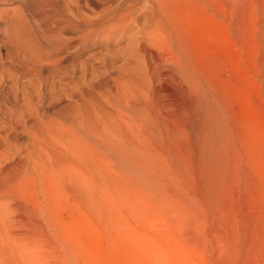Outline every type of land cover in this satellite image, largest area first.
Instances as JSON below:
<instances>
[{"label": "rangeland", "instance_id": "rangeland-1", "mask_svg": "<svg viewBox=\"0 0 264 264\" xmlns=\"http://www.w3.org/2000/svg\"><path fill=\"white\" fill-rule=\"evenodd\" d=\"M183 3L178 8V31L181 26V48L186 53L177 51L192 60L189 59V68L193 63L195 69L191 72L206 83L205 96L211 106L216 103L217 119L224 124L218 140L223 136L220 145H230L224 149L226 155L222 153L223 160L214 163L215 171L208 166L211 173L201 163L199 141L204 125L201 108L195 109L199 104L193 106L197 104L196 91H182L183 82L164 75L146 78L142 86L137 70L126 69L115 58L126 47L127 38L105 36L98 32L99 28L85 42L58 43L60 46L55 48L26 0H0V126L13 124L23 146L30 140L24 130L28 124L35 129L71 130L77 125L75 120L83 124L93 121L95 166L93 205H86L71 182L64 180L48 186L45 196L36 181L32 185L20 182L8 191L10 194L5 192L7 196L0 198V203L7 206L9 214L5 213L0 222V264H21L22 249L30 253L35 264H264V0ZM60 5L63 7V0ZM10 19L15 21L19 44L43 55L47 50V56L57 60L58 70L34 64L23 58L21 51L3 44ZM59 37L65 39L63 35ZM165 58L161 65L167 68L171 62L168 55ZM23 63L28 71H24ZM39 75L48 79L43 90L36 92V86L28 84V80L37 83ZM14 79L21 89L13 86ZM56 81L62 88L65 86V91L47 93L45 87L48 89ZM75 83L79 90L72 98ZM28 99L36 106L25 104ZM11 111L15 118H20L22 112L29 114L26 124L9 121ZM135 116L144 129L137 139L145 149L143 160L146 156L148 159L143 161L144 169L149 170L145 169L148 181L146 177L142 179L146 182H135L128 174L126 180L114 158L101 150L103 145L114 142L118 128L129 125ZM11 153L9 160L0 162L2 171L16 172L26 161L23 154ZM145 183L150 192L144 186L145 192L141 191ZM206 183H212V187ZM127 184L137 188V196L133 190H129L132 196L126 192ZM115 191L125 192H121L124 196L117 192V198ZM108 192L116 198L112 196L111 200ZM144 193L154 202L145 200ZM163 197L168 202L164 205L158 203ZM171 198L176 202L172 203ZM166 204L168 212L178 211L177 217L165 211ZM154 211L159 217L154 216ZM164 213L167 214L163 216ZM7 239L13 243L11 250L5 246Z\"/></svg>", "mask_w": 264, "mask_h": 264}, {"label": "bare ground", "instance_id": "bare-ground-1", "mask_svg": "<svg viewBox=\"0 0 264 264\" xmlns=\"http://www.w3.org/2000/svg\"><path fill=\"white\" fill-rule=\"evenodd\" d=\"M182 2H185V3L188 2L189 4L191 3L190 0H63L64 5L62 7L60 5V0H26V3L29 5L31 10L37 15L39 24L42 27L41 29L43 30L44 33H46L50 37V42H52L55 45V48H58L60 46L58 43H60V44L65 43L66 45H71V44H76V41H77V44L80 43V41L85 42L86 39L88 38V36L96 33L97 28H99L98 32H101V34L104 33L105 36L113 37L115 35H118L119 39L125 38V37L127 38V45L128 46L126 45V47L121 48L122 51H120V52L117 51L118 53L116 54L115 58L118 59L120 61L121 65L123 67H126V69L133 68V71L137 70L138 74H136V75H138L140 77V81L142 82V86H144L143 84L145 83L146 78H150V77H154V76H158V77L160 76L161 77V75L162 76L164 75V76H166V78L168 77L169 79H172L173 81L174 80L175 81L180 80L181 84L184 83L185 86L183 88L181 87L183 89L182 91H185V92L186 91H190V92L196 91L195 93H197L196 94L197 99L194 103H197V104L196 105L192 104V105L197 106L199 104L198 105L199 107H196L195 109L199 110L201 108L200 109L201 111H199V112H201L200 118L202 119L201 121H203V125H204V128H201L203 130L202 136L200 137L202 140L199 141L200 143L202 142V145L200 144L201 150H199V151H201V155H200L201 160H202L201 163L203 165L202 167L205 170L208 169L207 172L211 173V171H213V170H210V167H208V166L212 165V167H214L213 169L215 171L216 168H215L214 163H216L218 160H219V162L221 159L223 160V158H221L223 151H224V155H226L225 154L226 150H224L226 147H223L222 145H220L221 141H222L221 138H223V136L221 135L222 136L220 138L221 141H219L218 140L219 137H217V135L220 134L221 129L224 128V126H223L224 124L223 125L221 124V121H223V120L220 121L217 119L218 115L216 114V111L218 112V108L216 110V108H215L216 103L213 106H211L212 104H211L210 99L207 96H205V90H204L205 89V87H204L205 82H202L203 81L202 79L196 77L195 71H193L195 73L191 72V70L195 69L193 66V63H192V66L189 68V66L191 65L190 61H192V60L188 56L185 55L186 57H184V55L182 56L180 54L181 51H182V54H183V52L186 53V51H184V49L181 48V46H183L182 45L183 42L181 40L180 32H179L181 29V26L179 27V31H178V24L180 22L179 16H178V8ZM185 3H183V4H185ZM83 12L87 13L88 15H85ZM14 23H15V21L13 19H10V21L7 23L8 28L3 34V39H2L3 44L7 45V46L14 47L17 50V51L15 50L16 52L21 51L22 57L28 58L34 64H39L41 67H50L54 71L58 70L59 67H57V60H54V59L52 60L49 56H47V50H46V52L42 51L44 53V55H43L42 53H40L38 51L36 52V51L32 50L30 47H25V46H22L19 44L18 37L16 36L17 31H16V28L14 27ZM180 25H181V22H180ZM181 33H186V30H185V32H181ZM187 33H188V31H187ZM61 35H63L65 39H60L59 36H61ZM65 36H67V37H65ZM180 49H182V50H180ZM185 49H186V47H185ZM177 50H180V53ZM164 51L166 52L165 55L166 56L168 55V58L171 62V63H169L167 68H165L161 65L162 59L164 60V58L166 57L164 55ZM189 59H190V61H189ZM23 69H24V71L29 70L28 66L24 63H23ZM134 75L135 74H133L132 77H134ZM176 75L179 78L176 79ZM197 75H199V74L197 73ZM47 79H48V77H43V76L39 75V80L37 81V83H35L31 80L30 81L28 80V84L35 85L36 89H37V90L36 89L35 90L37 92V91L43 90L44 83L46 82ZM137 79L138 78H136V80ZM127 80H129V79L127 78ZM14 82L15 83L13 86H16L18 83L16 81V79H14ZM124 82H126V80H124ZM52 83L53 84H50L47 86L48 89L45 87L44 90H48L47 93L54 91V90L58 93L62 90L65 91V89H63L65 86H63V88H62L59 84H57V81H56V83L55 82H52ZM18 85L16 86L17 90L22 88V87L18 88L19 87ZM45 86H46V84H45ZM89 86L93 87L94 84H89ZM205 86H206V83H205ZM78 87L79 86L77 83L72 85V88H71V90H73L72 94H71L72 98H75V96H76L75 93L79 90ZM124 87H126V86L124 85ZM141 88H144V87H141ZM133 89H134V87H133ZM25 92H26L25 90L24 91L22 90L23 96L25 98H28L29 96ZM49 96H51V94H49ZM52 99H50V100H52ZM57 99L58 98H56V101H60L61 98L59 100H57ZM135 99H136L135 101L137 102V98H135ZM211 100H212V98H211ZM25 102H26L25 104H28L31 106L35 105V103H33L30 99L25 100ZM136 102H134L135 105H136ZM140 104H142V103H140ZM138 105H137V107H138ZM20 106H23V105H20ZM76 106L78 107V104ZM23 107H25V105ZM216 107H217V105H216ZM219 107H220L219 109H221V106H219ZM35 108L33 110H35ZM20 110L21 109H19V111ZM27 111H29V109H27ZM86 112L88 113V111H86ZM196 112H198V111H196ZM12 113L13 112L11 111L8 120L9 121H18L20 123H21V121H23L22 123H24V120L26 119L25 117L30 116L29 114H27V116H25V114L22 112L20 114L21 115L20 118H18V116H16V118H15ZM80 113H81V111H80ZM222 113H220V114H222ZM86 115H88V114L85 113V116ZM74 116H78V115L75 113ZM85 116H82V117L86 118ZM222 118H223V116H222ZM222 118H219V119H222ZM87 119H88V117H87ZM130 120H131L130 121L131 123L129 125L125 124L126 126L118 128V135H117V138H115V141L107 143L106 145H103V146L101 145L103 147V148H101V150L105 151L108 155H111V157L114 158V160L116 162L115 164H116V167L118 168V170H120L122 174H123V172L126 173V174L125 173L123 174L124 176L126 175V180H127V177H128L127 174H128L135 179L134 180L135 182H136V179H141V181H143L142 179L143 178L145 179V177H146V173H145L146 168L144 169L143 161L145 159H147V156L143 160V152H145V149H143L141 140H139L137 138L143 133L144 129L142 126V121H138L136 119V116ZM89 121H91V120H89ZM75 122L77 123V125H76V127H72L71 130H69V129L64 130L63 127H62L63 130L60 127H59L60 129L59 128L50 129L48 127L35 129L34 127H32L34 125H30L27 123L29 125V127L26 128L24 126L26 129H24V128L23 129L26 130V132L29 134L30 140L27 143H25L23 146H21L22 144L19 143V141H18L17 135L15 134V126L13 124H11L12 126H8V127H7V124H9V123H7L6 125L3 124L2 126H0V162L2 161V163H3V162H6L7 160H9L8 153H11V152L12 153L19 152L20 155L23 154L26 158V161L22 164V167L20 169H18L16 172L13 171V169L9 170V171H2V169H1L2 166H0V198L4 197V195H6L5 192L7 193L10 189H12L13 186L18 185L20 182L23 184L26 183V185L28 182V184L32 185L34 183V181L37 182L38 187L40 189L39 191L42 192L43 195L45 196L46 189L48 188V186H52V184H60L61 181L64 180L65 182L66 181L71 182V185L78 192L80 199L86 205H88V206L93 205V201H94V167L95 166H94V129L92 127L94 125H92V123L94 124V122L92 121V122H87V123L83 124V122L80 121V119H78L77 121L75 120ZM219 122L222 126H220ZM49 123H51V122H49ZM24 124H26V122ZM212 124L214 126H212ZM17 125H18V123H17ZM71 125H73V124H71ZM49 127H50V125H49ZM220 127H222V128H220ZM223 130H225V129H223ZM230 131L231 130L229 129V132ZM200 132H201V130H200ZM126 133L130 134V136L129 135L127 136ZM103 143H106L105 140ZM48 148H52L53 150H50ZM229 150H230V148H229ZM51 156H53L54 159H52ZM22 158H23V156H22ZM149 160H151L150 157H149ZM146 161H148V159ZM17 164L19 165V163H17ZM151 166H150V168H151ZM202 167H201V170H202ZM12 168H15V167L12 166ZM146 170H148V169H146ZM205 170H202L201 172L203 173V171H205ZM153 174H155V172H153ZM153 174L151 176H153ZM203 175L205 177V176H208L210 174H208V175L202 174V176ZM154 176H156V175H154ZM209 177H211V175ZM129 178L133 179L131 177H129ZM156 178L151 179V180L154 181V180H156ZM148 179L149 178H147L146 181H148ZM130 181H128V183ZM137 181H139V180H137ZM146 181L144 180L143 182H146ZM112 182H110V183H112ZM143 182H141V183L139 182V185L142 184ZM155 182H157V181H155ZM115 184L116 183H113L114 188H115ZM204 184H205V182H204ZM210 184H211L210 187H212V183H209V185ZM110 185L111 184H109V186ZM130 185L129 184L126 185V187L128 186L127 189L124 186L125 189L128 190V191H126V190L125 191L128 193H129V190H130V192H132L131 190H133V192H134L135 191L134 189L136 188V187H134V189L133 188L131 189ZM144 185H147V184L146 183L143 184L142 187L140 188L142 192L145 189L144 187H146ZM209 185L207 184V186H209ZM148 186H149V184H148ZM132 187H133V184H132ZM149 188H150V186H149ZM159 189H161V187ZM112 190H110V191H112ZM115 190H116V188H115ZM145 190H147V187ZM145 190H144V192H145ZM211 190H212V188H211ZM151 191L156 192V190L155 191L152 190V187H151ZM158 191H160V190H158ZM206 191H207V189H206ZM103 192H105V191H103ZM117 192L115 191V196L118 195ZM121 192H123V191H121ZM121 192H118V193H121ZM148 192H150V190ZM123 193H125V192H123ZM108 194L111 195L112 193L108 192ZM108 194H106V196H109ZM129 194L131 195V193H129ZM134 194H136V192H134ZM168 194H170V193H168ZM142 195H143V193H142ZM161 195H162V193H161ZM101 196H102V194H101ZM112 196H113V200L117 197L116 196L114 198V195H111V196H109V197H111V200H112ZM135 196H137V194ZM135 196H133V197H135ZM170 196L174 197L173 195H170ZM104 197H105V195H104ZM164 197L161 198L163 201L158 202L159 204L161 202H164L162 205H164L165 203H168V202H165L166 197L165 198ZM119 198H120V196H119ZM149 198H150V200L152 199L151 197H148L147 193H144V199L149 200ZM140 200L142 201V199H140ZM140 200L138 202H140ZM171 200H172V198L170 199V201ZM106 201H107V199H106ZM110 201H108V202L110 203ZM132 201H131V203H132ZM166 201H167V199H166ZM108 202H107V204H108ZM151 202H154V201L151 200L150 203ZM155 202L157 204V200H155ZM36 203H38V199H37ZM143 203H144V201H143ZM150 203H149V205H150ZM113 204L115 205V203H113ZM135 205H137V204H135ZM108 206H110V205H108ZM112 206H110V207H112ZM140 206L142 207V205H140ZM110 207L108 209L109 213L111 212ZM157 207H156V209H157ZM166 207H167V204L165 205L164 208H166ZM175 207H177V206H174V208ZM168 208H169V206H168ZM168 208H166L167 210H165V211L169 214H172V212L170 210L168 212ZM6 209H7V206L0 203V222H2L4 220V217H6V215L9 214V213H7L8 211L6 212ZM144 209H147V207L146 206L143 207V211H144ZM135 210H137V209H135ZM157 210L160 211V209H157ZM175 210H177V208ZM155 212L156 211H154L153 214H154V216H157L158 214L155 215L156 214ZM173 212H174V210H173ZM176 212L178 213V211H176ZM5 213H7V214L5 215ZM135 213L137 215V212H135ZM144 213H145V211H144ZM147 213L148 212H146V214ZM177 213L175 214V212H174L173 214H175L177 217L178 216ZM149 214H151V213H149ZM166 214L164 213L163 216H165ZM139 215H140V213H139ZM143 216H145V215L143 214ZM179 216H181V213L179 214ZM158 217H159V215H158ZM161 217H162V215H161ZM167 217L169 218V215ZM172 217H171V220H173ZM148 218H151V215H150V217L148 216ZM168 218H167V220H168ZM1 219H3V220H1ZM145 219H144V221H145ZM140 220H141V217H140ZM148 220H150V219H148ZM151 221L150 222L148 221L149 225L152 224ZM168 221H170V219ZM177 222H178V218H177ZM145 223H146V221H145ZM172 224H173V222H172ZM0 226H1V224H0ZM4 226H5V224H4ZM160 226L162 227V225H160ZM175 226H176V224H175ZM161 227H160V229L162 230ZM165 228L167 229L168 226L166 225ZM165 228L163 229L164 231H165ZM166 232H168V231H166ZM168 233H166V234H168ZM166 234H164V235H166ZM131 235H133V234H131ZM11 238L12 237L10 235V239ZM6 245L11 250L13 243L7 239V241L5 242V246ZM20 251H21L20 253L22 255L21 264H35V261L31 257L30 253H28L26 250H23V249Z\"/></svg>", "mask_w": 264, "mask_h": 264}]
</instances>
